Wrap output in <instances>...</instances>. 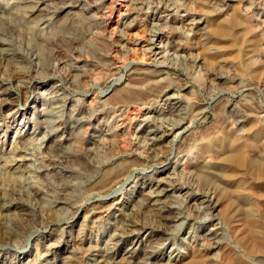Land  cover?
Returning a JSON list of instances; mask_svg holds the SVG:
<instances>
[{
    "label": "rangeland",
    "instance_id": "1",
    "mask_svg": "<svg viewBox=\"0 0 264 264\" xmlns=\"http://www.w3.org/2000/svg\"><path fill=\"white\" fill-rule=\"evenodd\" d=\"M158 2L0 0V96L10 103L0 106V209L3 215L13 214L19 205L29 215L30 225L24 238L0 227V264H110L105 250L115 235L124 234L122 216L131 218L134 230L147 231L141 240L148 244L151 230L157 233L159 225L147 209L135 219L122 207L118 209L124 215L116 217L111 207L132 204L142 194L143 183L156 179L162 169L174 172L176 184L197 198L219 203L214 209L204 211L198 204L189 210L178 199L175 227L168 230L159 223L166 234L160 264L171 257L177 264H190L196 257L198 264L264 260V233L262 242H251L239 214L242 207L230 208L190 173L200 164L198 156L206 146L220 151L239 142L253 145L258 168L229 172L228 178L234 179L235 187L245 182L250 188L245 195L255 203L258 223L264 228V0H211L210 11L215 20L226 21L230 39L220 42L222 35L215 27L199 39L180 25L178 48L173 46L174 32L158 19ZM171 4L181 19H205L192 2L171 0ZM83 16L90 21V34L102 35L106 42V49L96 46L106 63H95L88 52L92 38L83 45L76 34L66 40L57 34L59 24ZM150 76L167 77L166 90H179L183 117L189 121L186 134L176 135L167 117V132L176 139L156 157L140 133L156 112L168 116L163 91L146 105L99 107L128 84ZM162 84L167 86V79ZM253 124L257 132L249 137L247 125L253 128ZM228 162L232 168L236 164ZM127 163H134L128 180L124 177L113 187L98 190L108 172ZM228 207L235 218L227 214ZM99 209L102 214H95ZM211 235L220 236V246L207 245Z\"/></svg>",
    "mask_w": 264,
    "mask_h": 264
},
{
    "label": "bare ground",
    "instance_id": "2",
    "mask_svg": "<svg viewBox=\"0 0 264 264\" xmlns=\"http://www.w3.org/2000/svg\"><path fill=\"white\" fill-rule=\"evenodd\" d=\"M143 1L145 2V0H143ZM138 2H139V0H138ZM169 2H171V0H160V3L158 2L159 5L161 4L160 11H159L160 14H159L158 19L160 20V22H162L164 24H168L170 29L172 30V32H174V34H175V41L173 42L174 48L180 47V40H181V36L183 34L181 32L182 30H180L181 26L184 27L185 32L186 31L192 32L194 35H196L197 38L199 37V39H201L200 38L201 35L203 36L204 34H207L209 31H211V29H213V27H215V29H214L215 32L222 35V36L217 35L218 37L220 36V42L230 39V33L231 32L229 33L228 24L226 23V21L215 20L214 19L215 16L213 15V12L210 11V9L212 8V7L210 8L211 0H185L186 3H188V2L194 3L196 5V7L198 9H200L201 12H203L205 19L204 20L200 19L199 21L195 20V19L192 20L190 17L188 18V16H185V20L181 19V17H183V16L180 13H178V11H175L174 9H172L171 8L172 4L170 6L168 5ZM138 4L139 3H136V4L134 3L131 5L135 6ZM213 8H214V6H213ZM134 12H136V11H134ZM182 12H183V10H182ZM58 26L60 28L57 31V34L63 40H66L67 36L69 37L72 34H76V35H78V38H79L78 41L83 43V45H84V42H83L84 40L89 39L88 37L92 38V39H89V42H88V45H89V46H87L89 48V49H87L88 52L90 54H93V59H94L95 63H106L107 60H106L104 54H101L102 52L100 53V50L97 48V47H99V48L105 47V49H106V47H107L106 42L100 38L102 35L100 37L98 35H97V37H95V36H92V35H94L93 33H91L92 35L90 34V31H92V30H91L90 21L88 22V18H86L84 16L78 17L72 23H69L68 21H66V23L64 25L60 26V24H59ZM215 36H216V34H215ZM197 42L198 41H196V43ZM101 49H104V48H101ZM208 52H210V51H208ZM6 53H8V52H6ZM9 55H11L10 56V58H11L12 57L11 52H9ZM206 58H208V57H206ZM207 60H209V59H207ZM211 60H213V59H211ZM218 62H220V61L218 60ZM158 76H157L158 79L150 76V77H148L147 81H135L134 85L128 84V85H130V86H128V88H125L124 90H121V91L115 93L111 97L109 96L110 98L99 103L100 108H104L107 106L115 107V108H122L123 106L127 105V103H136V102L140 103L142 105H146L148 100H150V98L152 96L157 95L156 93H158V92L161 93L163 91V93H165V96H166L165 99L167 100V104H169V106H170L168 116H167V112L166 113H161L159 111L156 112L155 117L151 118V120H148L145 128H143L142 132L140 133L141 137L143 139V142L146 143L145 146L147 147V150L152 152V154L154 156L157 154L163 153L164 151H167L168 145L172 143L171 142L172 140L176 139V138L172 139L175 134L176 135H185L186 134V128H187L186 125L189 122L185 117H183L184 112H185V109H184L185 105H184V103H182V99L180 98V95H179V90L178 91L175 89L172 90L171 88H170V90H166V89H169V87H170L169 79L167 77L160 79L162 77V75H160L161 77H158ZM146 78L147 77H145V79ZM166 79H167V86L162 84V82ZM139 90H142V93L139 92ZM9 104L10 103H9L8 99H1V96H0V106L1 107H5ZM198 108H200V107H198ZM248 116H250V115H248ZM256 116H257V114H256ZM167 117L170 118V119L168 118L169 121L170 120L172 121L171 122L172 128L171 127L170 128H171V131H174L175 134L174 133L170 134V132H167ZM190 117H191V115L188 118H190ZM254 122H256V121H254ZM249 125H247L248 126V133H249L248 135H250L249 137H251L255 132H257V130L254 128V124H253V128H249ZM170 128H168L169 129L168 131H170ZM175 137H177V136H175ZM110 143H113L112 140ZM235 144L236 145L234 147H232L230 145L227 148H224L222 146L223 148L220 151H218V149L213 147V146L204 147L198 156L200 164L198 165L197 168L193 169L190 173L192 174V177L194 178V180L196 179L201 184L206 185L209 188L211 187L210 189L217 192L221 199L224 198L225 202L228 203L230 208H234L237 205L242 207V211L239 213L240 217H242V219L245 220V223L244 222L243 223L246 225V230L249 233V236L251 238V242L253 241V242L257 243V242H260V240L262 238V235L264 233L263 232L264 228H262V226L259 224L260 222L258 223V220H257L258 216L256 214L257 213L256 212L257 207L254 205L255 203H252V199L247 198L248 194L245 195V192L248 193L247 190L250 188H246L244 186L245 182H244V185H238V187L237 186L235 187V184L233 183L234 179L231 180L230 178H228V173L233 172V171H238L240 173H241V171H244V170L247 171V169L255 168L258 165H260V161L258 159L259 157L257 158L258 155L257 156L254 155V152L256 149L253 147V145H250L247 143H240V142L235 143ZM216 145H218V144H216ZM219 146H221V145H219ZM218 148H221V147H218ZM228 161H230L231 163L232 162L236 163L237 166L235 164V166L232 168ZM20 163H21V161H20ZM18 165H20V164L18 163ZM126 165L123 168L121 167L122 169L118 170L115 173L112 172L114 170H112L111 172H108L107 173L108 176L106 175L107 177L101 181L100 187H98L99 189L98 188L97 189L100 191H103L112 185H116L122 178L126 177V174L128 173V171L131 170V168H133L134 163H131V164L127 163ZM12 168H11V170L13 171ZM6 172L13 174L10 171H6ZM237 175H238V173H237ZM174 176H175L174 172H172L168 169H162V171H160L158 173V176L156 179L152 180L151 182H148V181H150L148 179V181H145L143 183L142 194L139 195V197H135V199H133V202H131L132 204L125 205L122 203L121 204L116 203L115 205H113L111 207L112 208L111 211L113 212V215L114 216L116 215V217H119V218H121V216L124 215L118 209L121 207L126 208V210H128L129 214L132 215L133 218H135L134 215H139L142 210L144 211L145 209H147L146 210L148 212L147 215L149 214L150 217L154 218L153 223H157V225H159V226L156 227V228H158L156 230V232L158 234L155 233V231L151 230V233H153V234L148 236V239H147L148 244H145L143 242V239L141 240V236H142V234H144V232H147V231L146 230L145 231L139 230L138 228H137L138 230H134L136 225L134 226L131 224V221H128V219L130 217L127 219V217L124 218V216H122V221L120 222V225L125 232H124V234L120 233V234L115 235L111 239V245H110L111 247H107L105 250L106 251L105 255H106L107 261L110 264H129L132 262L139 263V264H160V262H162V260H163V257H159V256H161L160 251L163 248V244H164L163 243V241H164L163 235L164 236L166 235V234H163L161 232V229L163 227H165L166 229L170 230V229L175 227L173 224L176 221H178L179 217H178L177 211L180 210V208H179L180 206L179 207L177 206L178 199H182L181 201H182L184 207L185 208L187 207L189 210H194L196 207L199 206L198 204L202 205L201 207L204 209V211L207 210V208H213L214 209L217 206V204L219 203V201H216L214 199L213 200H210V199L207 200L206 197H205V199L197 198L195 195H193L189 191L190 189H188L187 187L186 188L179 187V185L176 184ZM240 177H241V175H240ZM126 178L128 180V176ZM237 179H239V178H237ZM123 180L124 179H122V181ZM125 184L126 183L124 182V185ZM233 187H235V190L232 189ZM119 189H118V191H119ZM121 189H122V187H121ZM236 190H238V192H236ZM115 192H117V191H115ZM249 199L251 201H249ZM5 204L8 205L7 203H5ZM229 207L226 211H227V214L230 216L231 215L230 214L231 209ZM9 208H10V206H9ZM99 210L95 214H100V213L102 214L103 211H101V210H103V209H101L100 211ZM181 210H183V209H181ZM106 211H107V209L105 210V212ZM109 211H110V208H109ZM26 216H29V215L28 214L26 215L25 212L22 211V207H20L17 204H15V206H14L13 214H10V211H8V213L3 215L1 212V209H0V227L3 229L4 232L13 231L16 233L15 236L18 235L21 238V236L27 232L26 230H28V227L30 226V225H28V219H26L27 218ZM98 216L95 215V217H98ZM231 218L233 219L235 217L232 216ZM93 219H96V218H92V220ZM138 221L136 220V222H138ZM159 223L163 224V227L161 229H160ZM165 230H163V231H165ZM161 233H162V235L160 236ZM1 235H3V233H1ZM9 235H11V234H9ZM25 236L26 235H24V237ZM29 237H30V235H29ZM31 238L32 237L28 238L27 241L30 242ZM10 240L11 239L9 238V241ZM206 241H207V243L210 244V245L209 244H207V245L210 248H213L217 245L220 246L219 241H221V240H220V236L218 238L217 236L212 237V235H211V237L206 238ZM261 242H262V240H261ZM257 246H256V248H258ZM258 250H260V249H258ZM263 250H264V248H263ZM116 254H117V256H116ZM197 256H198V254H197ZM194 257H196V255ZM198 258H199V256H198ZM263 258H264V256H263ZM193 259L194 260H192V261L190 260L191 263L190 262H188V263H190V264H198L199 263V260H197V257L193 258ZM260 260H262V259H260ZM260 260L257 264L260 263ZM234 262H236V261H234ZM166 264H177L176 259L171 257V258L166 260ZM260 264H264V260H262Z\"/></svg>",
    "mask_w": 264,
    "mask_h": 264
}]
</instances>
